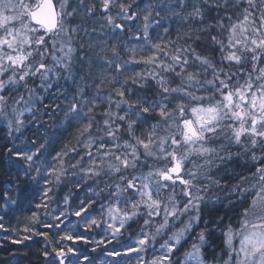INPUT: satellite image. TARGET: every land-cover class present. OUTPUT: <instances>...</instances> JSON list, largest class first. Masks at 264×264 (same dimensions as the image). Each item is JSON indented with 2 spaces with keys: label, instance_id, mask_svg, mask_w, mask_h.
Masks as SVG:
<instances>
[{
  "label": "snow or ice",
  "instance_id": "obj_1",
  "mask_svg": "<svg viewBox=\"0 0 264 264\" xmlns=\"http://www.w3.org/2000/svg\"><path fill=\"white\" fill-rule=\"evenodd\" d=\"M96 19L104 21L101 30L109 29L101 31L107 37L103 41L93 39L97 29L86 23ZM173 22L188 26L186 43L162 46L159 33L167 35ZM141 63L151 68L117 79L130 64ZM189 65L196 67L189 70ZM61 81L72 91L60 87ZM129 81L136 87H128ZM106 82L112 85L107 91ZM54 84L53 102L43 104L41 93ZM41 106L50 110L49 118L59 110L77 128L76 144L55 152L50 167L55 141L8 148L9 163L17 170L12 187L20 190V183L38 180L42 170L49 177L46 186L60 185L68 175L69 153L83 148L68 167L85 180L104 182L93 190L95 196L106 191L114 198L106 210L108 242L142 221L126 250L137 254L136 264H264V0H99V5L95 0H0V120L9 136L22 133ZM149 158L169 163L141 172ZM241 161L248 174L238 173L237 183L225 187L244 202L234 228L222 217L209 218L218 198L212 200L208 191L221 187L211 175L214 169ZM186 162L192 165L187 170ZM52 191L45 187L43 197L51 199ZM92 203L81 201L84 206L74 214L81 216ZM33 220L38 222L35 213ZM217 232L224 237L220 251L213 246ZM160 237L158 254L146 259ZM94 243L99 247L104 240ZM63 255L62 249L56 251L59 264Z\"/></svg>",
  "mask_w": 264,
  "mask_h": 264
},
{
  "label": "trees",
  "instance_id": "obj_2",
  "mask_svg": "<svg viewBox=\"0 0 264 264\" xmlns=\"http://www.w3.org/2000/svg\"><path fill=\"white\" fill-rule=\"evenodd\" d=\"M97 5H99V3H97ZM187 30V25L173 22L167 35H165L163 31L159 33L162 40L157 42H161L162 46L169 41L175 42L173 46L183 45L186 43L183 34ZM152 35L155 38V32H153ZM177 35H179V39H177ZM81 36H83L82 33ZM99 38H101V36ZM105 39H107V37ZM109 43L112 42L109 41ZM187 43H191V41H187ZM194 46L203 54V48L199 45V42ZM126 54L127 52L121 51V56L124 59H127L128 54ZM108 55H111V53L109 52ZM213 55L214 57H218L219 52L216 51ZM195 67L196 65H189V70ZM150 68L151 65H145L143 63L130 64L129 70L119 74L117 79L123 81L127 76L132 75L133 71L143 72ZM95 70L94 68V71ZM168 75L171 76V74ZM57 87V85H54L48 92L41 93V95L45 97L43 104L53 102V97L50 93L56 92ZM111 87L112 85L107 82L104 85L105 91ZM128 87L135 88L136 86L132 85L129 81ZM131 98H135V93L132 94ZM22 106L23 105H21V107ZM49 112L50 110L48 108L41 106L39 111L35 113V116L29 122L28 127H26L22 133H13L11 137L8 134L7 126L0 123V135L3 136L2 142L0 141L3 143L2 146L0 145V217H3V219H0V224L3 225V227L0 228V264H59L55 260V257L56 251H60L61 249L66 255L67 264H134V258L126 254V250L131 246V239H136L139 236L142 221L140 224L131 223L130 227L126 230H122V234L119 236L118 240H113L111 243L108 242L111 236L107 237L108 234L106 232L101 230L103 232L102 234L98 231L99 229L88 226L86 223L82 224L80 221L85 215L91 219L100 217L107 209L109 199H114L110 198L106 191L102 192L98 197L94 195L93 190L103 188L104 182H100L98 185L97 181L88 179L85 180V186L77 187V185L69 180L75 176L70 175L69 170L68 174L70 176L64 179L58 186H46L44 183H41L43 187L41 186L39 190L38 182L29 181L27 184L20 183V190L12 187V185L17 182V170L9 163L8 158L10 153L7 151L8 148L26 150L29 146L35 147V145H30V142L33 140H35L37 144L45 138L50 142L55 141L48 153L49 159L47 160V167H50L51 156L54 155L55 152L63 149L66 144L69 145V147L75 146L76 144V137L78 135L77 128L65 122L63 115L59 114L57 110L51 114V118H49ZM24 118L27 121L29 119V113H26ZM152 122H155V120ZM13 141H15V143H13ZM83 151V148H80L78 153H69L68 158H71V160H68V164L70 165L72 163V159L77 160L78 156L83 154ZM86 161L87 157H85V162ZM16 163L19 165L21 162L16 161ZM167 163L169 162L165 160H152L149 158L148 163L141 167V172H147L149 165L152 167H163ZM242 165L243 161H241L239 165L235 163L227 165L226 170L214 169L211 175L216 176L220 180L221 187L213 185L208 191V197H211L212 200H217L218 198V202L215 207L212 208V215L209 218L211 219L216 216L222 217L224 225L230 223L234 228L237 227L239 223V217L244 202L238 200L235 194L230 195L229 192L225 190V187L231 189L232 186L237 183L236 176L238 173L248 174V167ZM191 166L190 163L186 162L184 168L187 170ZM44 180L45 179H43V181ZM45 187L53 188V191L49 193L51 199L43 197L42 192ZM175 187L180 191L181 186L179 183H177ZM90 188L92 190H90ZM6 192L8 193L7 198L4 195ZM65 196H68L67 202L64 200ZM12 200L16 202L12 203ZM91 200H94L95 203L91 204L87 212H83L79 217L74 214L84 206L81 204V201L87 204ZM37 205L41 206L37 207ZM65 206L67 211L71 213L69 219L66 220L63 214L59 221H56L57 224L53 223L54 219L46 218L44 220V216L49 215L51 210L56 207H58V209H64ZM33 213L36 214L38 222L33 220ZM40 217H42V219ZM42 220H44V222H42ZM90 220L88 221L90 222ZM44 224H51L53 227H44ZM56 225L60 226L56 227ZM25 227H30L33 231L25 232L23 230ZM60 227L64 229L69 227L72 231V235L70 236H72L73 239H64L63 237L66 235L63 234V230L57 229ZM36 233H44L46 235H37ZM25 236L30 238L25 240L23 239ZM76 237H85L88 239V242H85L84 239H76ZM223 239L224 237L220 232H217L213 238V246L217 251L224 248ZM13 240L22 242L13 243ZM99 240H104V244L97 247L94 241ZM69 248L73 249V251L69 252ZM94 248L96 249L95 251H93ZM54 249L56 251H54ZM109 251H120L122 255L117 257L109 256L106 254ZM45 253H48V255L46 256Z\"/></svg>",
  "mask_w": 264,
  "mask_h": 264
},
{
  "label": "rangeland",
  "instance_id": "obj_3",
  "mask_svg": "<svg viewBox=\"0 0 264 264\" xmlns=\"http://www.w3.org/2000/svg\"><path fill=\"white\" fill-rule=\"evenodd\" d=\"M37 91L39 92L40 90L37 89ZM42 93H46V92H42ZM53 163H55V161L51 160L50 166ZM72 163H76V160L72 159ZM65 166L67 167L68 171L70 170V173H69L70 175H73L72 173H74V172L76 173L75 176L74 177L72 176L73 178L70 177L71 179H69V180H71L75 185L79 184V186H85V179L82 178L83 177V173H80L76 169H72L71 167H68L69 166L68 162L65 163ZM46 167H47V163H46ZM69 174H68V176L63 178V180L66 179L67 177H69L70 176ZM47 178L48 177L44 175V172L42 170L41 177L38 179V184H39L38 189L39 190L41 189V186H42L41 183H44L43 179H47ZM169 191H170V189H169ZM41 192H42V190H41ZM176 192H177V199L182 201L184 199V197L182 195H180V191L178 189H176ZM42 194H43V192H42ZM164 195H167V192H165ZM106 210L104 211V213L100 217L95 218L98 221H101L100 227H97L96 225H90V222L88 220H90L91 218L90 217L88 218V216H86V215H85V217H82V219L80 221H81L82 224L86 223L88 226L90 225L91 227H95V229H99L98 231H100V233H102V234H103V232L101 230H103L104 232H106L108 234L107 237H110L111 230L107 228V223L106 222H107L108 217L106 215ZM63 214H64L66 220L71 217V213L69 211H67L66 206H65L64 209H62V208L58 209V207H56L55 209L51 210L49 215H45L44 216V220L46 218L47 219L48 218L49 219H54L53 223L57 224L56 221H59V219H56V217L59 216L61 218V215H63ZM40 218L42 219V217H40ZM157 219H159V218H157ZM44 220H42V222H44ZM61 227L57 228V229H62L64 235H72V231H71V229L69 227H67L66 229L61 228ZM102 227H104V228H102ZM162 241H163V237H160V238L157 239L156 248L155 249H149L148 253L145 254L146 259H151L152 258L153 251H156L157 254H158L159 249H160V244L162 243ZM134 242H135V240H133V242H131V246L134 245ZM128 255L131 256L132 258H134V264H136L137 254L136 253H131V254H128ZM174 255H175V253H174Z\"/></svg>",
  "mask_w": 264,
  "mask_h": 264
},
{
  "label": "flooded vegetation",
  "instance_id": "obj_4",
  "mask_svg": "<svg viewBox=\"0 0 264 264\" xmlns=\"http://www.w3.org/2000/svg\"><path fill=\"white\" fill-rule=\"evenodd\" d=\"M95 2L99 3V0H95ZM97 15H99V13H97ZM86 23H88L90 27L93 26V23H94V26L97 29V31L95 33H91V35L93 36V39L96 38V39H99V40H104L106 38L105 35H101V31H103V33H108L109 29L107 27H104L101 30L100 25L104 23V21L102 19H96L94 22L90 20V21H86ZM100 36H101V38H99ZM59 86L64 87L67 90V92H71L72 91V89L69 88L67 85H65L63 81L60 82ZM113 95H114V93H113ZM57 111L59 112V114L63 115L59 110H57Z\"/></svg>",
  "mask_w": 264,
  "mask_h": 264
},
{
  "label": "bare ground",
  "instance_id": "obj_5",
  "mask_svg": "<svg viewBox=\"0 0 264 264\" xmlns=\"http://www.w3.org/2000/svg\"><path fill=\"white\" fill-rule=\"evenodd\" d=\"M0 123H3L4 125H6L7 126V124L3 121V120H0ZM3 139V136L2 135H0V141ZM2 142V141H1ZM0 142V145L2 146L3 145V143H1ZM0 146V147H1ZM68 160H71V158H66V160H65V162H68ZM36 182H38V180H35Z\"/></svg>",
  "mask_w": 264,
  "mask_h": 264
},
{
  "label": "water",
  "instance_id": "obj_6",
  "mask_svg": "<svg viewBox=\"0 0 264 264\" xmlns=\"http://www.w3.org/2000/svg\"><path fill=\"white\" fill-rule=\"evenodd\" d=\"M64 258H65V255H63V259H64ZM60 259H61V257H57V256H56V260H57V261H60ZM64 264H67L65 259H64Z\"/></svg>",
  "mask_w": 264,
  "mask_h": 264
}]
</instances>
